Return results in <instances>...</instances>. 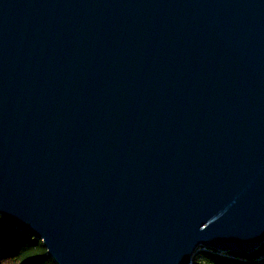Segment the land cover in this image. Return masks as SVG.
I'll list each match as a JSON object with an SVG mask.
<instances>
[{
  "label": "water",
  "instance_id": "1",
  "mask_svg": "<svg viewBox=\"0 0 264 264\" xmlns=\"http://www.w3.org/2000/svg\"><path fill=\"white\" fill-rule=\"evenodd\" d=\"M0 218L55 264L255 252L264 0H0Z\"/></svg>",
  "mask_w": 264,
  "mask_h": 264
},
{
  "label": "trees",
  "instance_id": "2",
  "mask_svg": "<svg viewBox=\"0 0 264 264\" xmlns=\"http://www.w3.org/2000/svg\"><path fill=\"white\" fill-rule=\"evenodd\" d=\"M41 241L3 227L0 218V264H55L45 255ZM192 264H264V243L251 254L198 251Z\"/></svg>",
  "mask_w": 264,
  "mask_h": 264
},
{
  "label": "rangeland",
  "instance_id": "3",
  "mask_svg": "<svg viewBox=\"0 0 264 264\" xmlns=\"http://www.w3.org/2000/svg\"><path fill=\"white\" fill-rule=\"evenodd\" d=\"M201 250V249H200ZM200 250H198V251H200ZM198 251H196V253L195 254H197L198 253ZM194 257V256H193Z\"/></svg>",
  "mask_w": 264,
  "mask_h": 264
}]
</instances>
